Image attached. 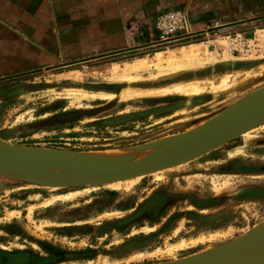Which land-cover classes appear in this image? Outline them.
I'll list each match as a JSON object with an SVG mask.
<instances>
[{
  "label": "rangeland",
  "instance_id": "rangeland-1",
  "mask_svg": "<svg viewBox=\"0 0 264 264\" xmlns=\"http://www.w3.org/2000/svg\"><path fill=\"white\" fill-rule=\"evenodd\" d=\"M249 21L227 33L181 32L71 57L58 69L43 65L1 81L0 138L37 159L95 151L138 159L215 127L232 105L264 93V16ZM238 34L247 46L234 53L228 46ZM263 221L264 123L119 185L52 188L0 157V264H167Z\"/></svg>",
  "mask_w": 264,
  "mask_h": 264
},
{
  "label": "crops",
  "instance_id": "crops-1",
  "mask_svg": "<svg viewBox=\"0 0 264 264\" xmlns=\"http://www.w3.org/2000/svg\"><path fill=\"white\" fill-rule=\"evenodd\" d=\"M176 9L192 31L227 33L264 16V0H0V82L156 42L157 17Z\"/></svg>",
  "mask_w": 264,
  "mask_h": 264
},
{
  "label": "water",
  "instance_id": "water-1",
  "mask_svg": "<svg viewBox=\"0 0 264 264\" xmlns=\"http://www.w3.org/2000/svg\"><path fill=\"white\" fill-rule=\"evenodd\" d=\"M262 123H264V104L239 120L218 128L213 127L211 122L209 128L202 127L190 132L134 162L109 169L77 172L70 175L43 172L33 168L26 162L23 156L24 151L20 152L2 138H0V156L8 161L16 173L44 186L76 187L105 184L148 175L174 165L185 156L188 160H193L220 145L229 143ZM167 264H264V221L235 240Z\"/></svg>",
  "mask_w": 264,
  "mask_h": 264
},
{
  "label": "bare ground",
  "instance_id": "bare-ground-1",
  "mask_svg": "<svg viewBox=\"0 0 264 264\" xmlns=\"http://www.w3.org/2000/svg\"><path fill=\"white\" fill-rule=\"evenodd\" d=\"M224 62L225 63H232L233 61H231L229 59V60H226ZM170 64L173 65L174 63L171 61ZM134 65L135 66H133V67L131 66L132 70H133V68H137V63H135ZM184 88L185 87H181V86L177 87V89H180V90L182 89L183 92L186 90ZM263 104H264V93L248 96L245 99H243V100L237 102L236 104L232 105V108H229L228 112L225 111L226 113H223L224 115L222 117H220V118L218 117L219 119H217L215 127L218 128V127L223 126L225 124L237 121L240 118H242L243 116L247 115L248 113L254 111L256 108L260 107ZM227 120H228L227 123H224V124L218 123L219 121L222 123V122H226ZM256 127H258V126H256ZM256 127H254V128H256ZM251 130L246 131L244 134L249 133ZM221 146H223V145H220L216 148H219ZM216 148H214V149H216ZM214 149H212V150H214ZM212 150H210V151H212ZM210 151H208V152H210ZM33 156H34V154H33ZM33 156H31V155L28 156V154L24 156V158L26 159V162L30 166H32L33 168H35L39 171H43V172L51 171L49 169H45L46 167L53 168L54 170H58V169L59 170H63V169L70 170V171L60 172L61 174H65V175H70L72 173H77V172H87V171H93V170L99 171V170L109 169V168H113V166L118 167V166L125 165V164L131 163V162H134L135 160H137V158H136L137 156L134 154H131V153L125 154V153L113 152V151H95V152H86V153H67V154H47L44 156L43 155L39 156V159H37ZM138 159H140V158H138ZM116 164H120V165H116ZM169 167H167V168H169ZM167 168L155 171L153 173H158V172L165 170ZM54 172H56V171H54ZM153 173H150V174H153ZM142 176H146V175H140V176H136V177H132V178L117 180V181H113V182H109V183H105V184L119 185L120 183H123L126 181H134L136 179H139ZM105 184H103V185H105ZM92 185H96V184H92ZM52 188H60V187H53L52 186Z\"/></svg>",
  "mask_w": 264,
  "mask_h": 264
},
{
  "label": "built area",
  "instance_id": "built-area-1",
  "mask_svg": "<svg viewBox=\"0 0 264 264\" xmlns=\"http://www.w3.org/2000/svg\"><path fill=\"white\" fill-rule=\"evenodd\" d=\"M155 26L161 39H169L181 32L192 31L189 15L182 9L170 10L160 14L156 19ZM242 41L241 35H235L230 41L228 50L235 53L239 51L240 47H246L247 44Z\"/></svg>",
  "mask_w": 264,
  "mask_h": 264
}]
</instances>
